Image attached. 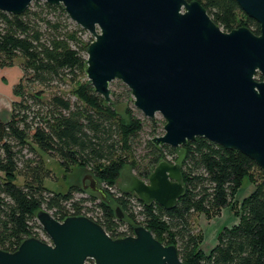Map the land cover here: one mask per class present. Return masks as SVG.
<instances>
[{"label":"trees","instance_id":"1","mask_svg":"<svg viewBox=\"0 0 264 264\" xmlns=\"http://www.w3.org/2000/svg\"><path fill=\"white\" fill-rule=\"evenodd\" d=\"M187 1L200 2L226 33L241 27L239 15L245 13L235 0ZM246 19L247 28L260 35V25ZM84 34L63 6L35 2L22 15L0 11V67H10L20 58L23 73L13 88L10 118H0V173L4 174L0 249L14 253L29 238H48L37 220V213L45 210L59 222L86 216L113 239L133 236L135 227L143 226L165 246H176L184 264H264V170L244 154L204 138L180 149L155 146L154 121L145 154L136 157L133 148L141 143L144 124L133 115L125 124L117 102L107 103L81 81L86 76L87 48L94 41L84 39ZM68 87L73 97L63 92ZM43 154L68 170L72 166L89 169L98 182L116 190L111 195L105 189L124 216L120 213L119 218L111 202L89 195L83 186H71L65 193L47 189L45 181L53 173ZM163 161L181 167L185 186L170 210L157 203L144 204L118 187L126 165L147 180ZM17 177L23 178L22 186L16 184ZM247 178L255 186L236 214L239 223L224 228L217 245L204 253L195 216L211 219L232 206Z\"/></svg>","mask_w":264,"mask_h":264},{"label":"water","instance_id":"2","mask_svg":"<svg viewBox=\"0 0 264 264\" xmlns=\"http://www.w3.org/2000/svg\"><path fill=\"white\" fill-rule=\"evenodd\" d=\"M235 1L260 25V35L247 27L224 32L198 1L0 0V11L22 15L35 2L63 6L94 38L85 74L95 93L110 103V84L121 81L146 118L161 114L166 121L155 146L180 149L204 138L264 170V0ZM120 178L124 193L167 210L185 192L181 167L167 161L147 181L128 169ZM88 179L84 188L110 203L98 180ZM37 220L51 244L29 238L14 253L0 249V264H184L176 246L143 226L113 239L85 216L59 222L41 210Z\"/></svg>","mask_w":264,"mask_h":264},{"label":"rangeland","instance_id":"3","mask_svg":"<svg viewBox=\"0 0 264 264\" xmlns=\"http://www.w3.org/2000/svg\"><path fill=\"white\" fill-rule=\"evenodd\" d=\"M247 15L240 14V25L241 27H247ZM75 23V22H74ZM76 24V23H75ZM77 25V24H76ZM240 27V28H241ZM87 32V31H86ZM84 39H88L91 36L90 33L83 35ZM22 60L17 58L14 60L13 65L10 67H0V117H9L12 111V103L14 100L13 88L18 83V81L22 77V68H21ZM82 82H88L87 76L81 79ZM111 94V102H117L119 106H117V110L120 116L124 117V123L128 124L130 122V115H133L137 120L141 121L144 124V130L140 136L141 143L135 144L134 146V154L136 157L143 156L145 154V141L149 140L152 137L153 132V124L152 121L155 122V137L163 136L165 133V125L166 121L162 117L161 114H157L154 120H150L146 118L143 113L135 107L134 104V97L129 90V88L121 81H114L110 84ZM72 88L69 87L64 89L63 92L67 95H71ZM73 97V96H72ZM4 115V116H2ZM184 152L180 151V156L183 157ZM43 159L45 164L49 170L53 173V178H48L45 181V187L53 192L56 193H65L69 190L71 186H89L90 181L88 176L95 177L89 169H85L79 166H72L69 170L65 169L61 166V164L54 158L49 157L46 154H43ZM132 162H135V159L132 158ZM124 169H128L133 171L136 175L135 171L132 170V165H126ZM123 169V170H124ZM122 170V171H123ZM4 174L0 173V179H2ZM96 178V177H95ZM149 179V178H148ZM147 179V180H148ZM16 184L22 186L24 184V180L21 177H17ZM99 185L101 188L105 185V182L99 180ZM121 181L119 182L118 187L120 188ZM254 183L251 178H247L244 182L242 187L238 190L237 195L235 196L233 205L228 207L229 210L232 211V214L237 217V213L239 212L243 200L249 196L251 190L254 188ZM86 190V189H85ZM89 195H94L96 198L98 197L97 193H94L90 190H86ZM246 194V195H244ZM110 195V194H109ZM112 195V194H111ZM99 198V197H98ZM97 198V199H98ZM110 198V197H109ZM100 199V198H99ZM112 199V198H110ZM112 207L116 210L117 206L114 202L111 201ZM233 206L237 209L233 210ZM225 210V209H224ZM224 210L217 216L209 219L207 215L201 214L196 215L194 218V226L197 230V233L200 235L201 238V246H204L203 249L207 250L209 253L211 252L212 245L216 241V232L214 231L213 234H209L212 232V228L218 224L216 227L217 231L219 232L230 225L229 219L224 220ZM120 213L124 216L123 212ZM220 220V221H217ZM219 222V223H218ZM225 222H229L226 223ZM220 231V232H221ZM219 232V233H220ZM44 242L51 244L49 238H45L42 236Z\"/></svg>","mask_w":264,"mask_h":264},{"label":"crops","instance_id":"4","mask_svg":"<svg viewBox=\"0 0 264 264\" xmlns=\"http://www.w3.org/2000/svg\"><path fill=\"white\" fill-rule=\"evenodd\" d=\"M10 115H11V114H10ZM2 116H4V115H2ZM0 118L3 119V120H8V119L10 118V116H9V117H4V118L0 117ZM253 189H254V188H253ZM253 189L251 190V192L253 191ZM244 195H246V194H244ZM249 195H250V194H249ZM223 213H224V215H223V216H224V220L229 219V222H230V225H228L227 227H232V226H234V225H236V224L239 223V218L236 217V216H234V215L232 214V211L229 210L228 208H226V209L224 210ZM217 221H220V220H217ZM220 222H222V221H220ZM229 222H225V224H226V223H229ZM218 223H219V222H218ZM216 227H218V224H216V226L212 228V232H209V234H213L214 231L216 232V241H215L214 244L212 245V248H214V247L217 245V238H218L219 232L221 231V229H220V231L218 232L217 229H216ZM225 228H226V227H225ZM203 247H204V246H201V249L203 250V252L206 253V254H208L209 252H208L207 250H204Z\"/></svg>","mask_w":264,"mask_h":264},{"label":"built area","instance_id":"5","mask_svg":"<svg viewBox=\"0 0 264 264\" xmlns=\"http://www.w3.org/2000/svg\"><path fill=\"white\" fill-rule=\"evenodd\" d=\"M105 189H107L111 194H116L117 192H116V190H114V189H112L111 187H109L108 185H105V187H104ZM134 197L137 199V200H139L135 195H134ZM140 201V200H139ZM91 205H89V207H90ZM83 213L85 214L86 212L85 211H83ZM90 215V214H89ZM91 216V215H90ZM86 217V216H85Z\"/></svg>","mask_w":264,"mask_h":264},{"label":"flooded vegetation","instance_id":"6","mask_svg":"<svg viewBox=\"0 0 264 264\" xmlns=\"http://www.w3.org/2000/svg\"><path fill=\"white\" fill-rule=\"evenodd\" d=\"M167 162H169V161H167ZM169 163H170V162H169ZM132 172H133V171H132ZM136 176H137V175H136ZM145 181H147V180H145ZM105 185H106V184H105ZM105 185H103V186H102L104 190H105V188H104V187H105Z\"/></svg>","mask_w":264,"mask_h":264}]
</instances>
